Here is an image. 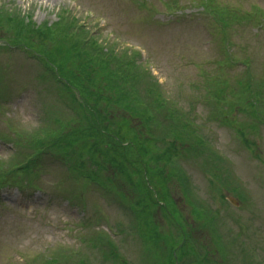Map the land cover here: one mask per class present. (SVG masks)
Masks as SVG:
<instances>
[{
  "label": "trees",
  "instance_id": "1",
  "mask_svg": "<svg viewBox=\"0 0 264 264\" xmlns=\"http://www.w3.org/2000/svg\"><path fill=\"white\" fill-rule=\"evenodd\" d=\"M201 4L220 25L223 57L209 60L216 69L201 70L203 95L183 99L184 105L179 99L187 97L163 94L139 53L114 42H97L66 10L49 24H35L18 7L0 4V39L5 41L0 46H19L35 59L39 78L54 82L59 101L43 126L0 136L16 147L10 158L0 159V187H22L26 180L39 188L34 185L38 160L53 152L65 157L75 179H85L84 187L98 183L129 211L128 228L143 245L141 264H216V257L235 256L222 241L218 216L227 204L224 191L237 193L238 187L213 164L219 156L207 145L194 110L199 104L208 109V118L229 127L236 123L238 138L251 149L246 128L255 135L264 123V57L253 64L249 54L231 52L235 43L228 30L233 22L257 24L263 19L259 11L232 15L229 7L211 0ZM231 113L235 115L229 120L217 119ZM236 116L249 123L239 124ZM190 162L209 176L210 198L196 197L184 170ZM215 198L220 207L212 205ZM160 215L168 219L166 227L157 220ZM203 235L208 239H201ZM83 237L87 252L56 246L27 264H131L107 232Z\"/></svg>",
  "mask_w": 264,
  "mask_h": 264
},
{
  "label": "rangeland",
  "instance_id": "2",
  "mask_svg": "<svg viewBox=\"0 0 264 264\" xmlns=\"http://www.w3.org/2000/svg\"><path fill=\"white\" fill-rule=\"evenodd\" d=\"M14 1L22 11L31 12L36 23L55 20V14L64 7L78 17L94 16L91 28L107 42L116 37L119 45L141 50L166 94L203 95L201 70L215 69V65L208 62L219 54L220 26L196 6L200 0ZM220 1L229 5L236 3L242 9L257 2L264 11V0ZM167 6H173V11H168ZM241 26L234 24L230 30L239 31L238 36L231 33L235 44L230 45V49L249 54L253 64H258L264 57V28L250 30L249 25ZM15 51L0 50V93L5 91L9 96L0 115L2 133H8L4 118L24 129L33 128L43 116L42 102L52 94L51 86L39 78L38 62L26 56L23 50ZM190 84H197L200 89L193 90ZM198 110L202 115L198 123L202 124L203 132L205 130L217 153L228 159L244 196V202L238 207L225 205L218 216L224 231L222 240L231 245L230 251L235 256L215 260L218 264H247L256 258L259 264H264V125L260 126L255 147L248 151L235 137L233 128L209 119L207 108L199 106ZM12 152V145L0 141V157L5 158ZM41 164L42 172L39 170L34 177V182L42 188L40 192L30 186L0 189V264H25L21 255L31 258L59 245L79 247L82 245L80 233H83L80 223L89 220L88 234L98 227L110 226L112 230L123 227L125 233L114 235L109 229L110 234L131 264H141V247L130 233L132 229L127 227L129 211L96 183L89 185L82 200L76 199L77 204H69L66 196L72 195L74 185L65 162L60 156L50 154L42 158ZM184 170L198 193L196 197L210 198L213 191L209 187V176L193 162L186 163ZM212 205L220 207L217 198L212 199ZM201 239L208 237L203 235Z\"/></svg>",
  "mask_w": 264,
  "mask_h": 264
},
{
  "label": "water",
  "instance_id": "3",
  "mask_svg": "<svg viewBox=\"0 0 264 264\" xmlns=\"http://www.w3.org/2000/svg\"><path fill=\"white\" fill-rule=\"evenodd\" d=\"M229 200H230L232 203L236 204V201L233 200L232 198H229Z\"/></svg>",
  "mask_w": 264,
  "mask_h": 264
}]
</instances>
